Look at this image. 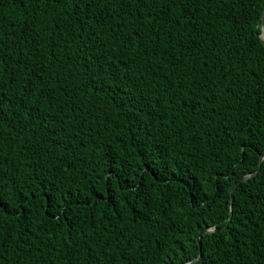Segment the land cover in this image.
<instances>
[{"label":"trees","instance_id":"1","mask_svg":"<svg viewBox=\"0 0 264 264\" xmlns=\"http://www.w3.org/2000/svg\"><path fill=\"white\" fill-rule=\"evenodd\" d=\"M263 13L0 0V264H264Z\"/></svg>","mask_w":264,"mask_h":264},{"label":"water","instance_id":"2","mask_svg":"<svg viewBox=\"0 0 264 264\" xmlns=\"http://www.w3.org/2000/svg\"><path fill=\"white\" fill-rule=\"evenodd\" d=\"M261 39H262V41H263V43H264V13H263V32H262ZM261 158L264 159V153H263V155H262ZM246 179H247V178H245L243 181H245Z\"/></svg>","mask_w":264,"mask_h":264}]
</instances>
